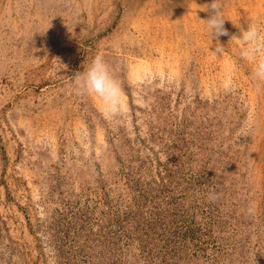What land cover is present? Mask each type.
I'll return each instance as SVG.
<instances>
[{
	"label": "rangeland",
	"instance_id": "1",
	"mask_svg": "<svg viewBox=\"0 0 264 264\" xmlns=\"http://www.w3.org/2000/svg\"><path fill=\"white\" fill-rule=\"evenodd\" d=\"M210 2L0 0V264H264V85L229 40L264 0L214 40ZM96 55L114 116L70 83Z\"/></svg>",
	"mask_w": 264,
	"mask_h": 264
},
{
	"label": "clouds",
	"instance_id": "2",
	"mask_svg": "<svg viewBox=\"0 0 264 264\" xmlns=\"http://www.w3.org/2000/svg\"><path fill=\"white\" fill-rule=\"evenodd\" d=\"M208 13L206 19H203L207 34L214 40L219 36H227L228 31L224 27L227 19L223 15V0H211L204 7ZM201 20V19H200ZM240 29V35L231 36V39L240 40L247 47L242 52V57L251 61L254 65L251 72V79L259 90L264 85V37L261 36V30L258 25L249 24L247 29L240 28V25H234ZM71 86L76 95L93 96L99 100L102 111L110 116L117 115L121 106V86L114 77L110 66L103 56L96 55L91 62L83 67L82 71L76 72L72 76ZM246 130H241L240 136H246ZM220 198L216 192L209 193V202L215 203ZM253 209L249 208L248 213L252 214Z\"/></svg>",
	"mask_w": 264,
	"mask_h": 264
}]
</instances>
